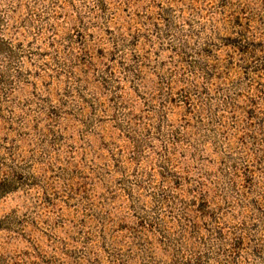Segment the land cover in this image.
Instances as JSON below:
<instances>
[{
	"label": "rangeland",
	"instance_id": "374dc122",
	"mask_svg": "<svg viewBox=\"0 0 264 264\" xmlns=\"http://www.w3.org/2000/svg\"><path fill=\"white\" fill-rule=\"evenodd\" d=\"M230 2L223 0V6L227 8ZM99 4L102 7L93 8L87 2L77 7L73 0H50L40 7V0H15L14 7L10 4L0 10V148L4 150L0 156L4 171V179H0V264H108V249L99 244V234L111 233L104 239L110 238L114 245L127 243L131 239L129 226L137 223L123 187L105 175L111 169L119 176L115 157L123 160L141 155L127 128L138 122L136 117L148 97L133 81L157 89L154 94H159L161 86L170 90L165 107L183 112L182 101L176 107L177 95L190 87L186 80L203 76L179 54L174 56L178 63L171 67L167 84L151 65L154 58L168 55L164 51L149 52L147 59L132 56L131 69L127 55L123 59L119 53L109 56L114 42L120 43L121 32L132 33L134 39L137 30L144 29L139 23L140 12L133 11L143 8L144 0H99ZM162 7L153 0V7L145 11L156 18ZM96 11L103 12L107 20L102 27L94 17L89 19ZM258 13L264 14V0L249 4L239 0V7L233 4L230 22L235 33L227 39L244 43L233 49L244 57V66L238 68L245 90L242 99L247 98L257 118L264 119V33L253 32L258 21L249 19ZM40 20L42 26L36 23ZM14 29L29 33V49H39L38 68L33 63L37 54L29 58L31 67L26 70L11 55L14 42L7 37ZM149 47L158 45H149L144 37L135 40L138 56L143 57ZM162 63L156 60L158 67ZM168 67L164 64L161 71ZM218 71L222 73L223 68ZM234 76L229 70L225 83ZM165 79H169L167 72ZM188 96L196 102L191 92ZM187 119H191L190 112ZM256 134L259 138V131ZM13 150L19 154L13 160L14 164L20 161L16 168H10L6 159ZM125 163L135 166L136 160ZM262 165L264 152L250 164L246 176L238 173L245 185L254 187L256 178L264 177ZM257 198L264 200V194L257 193ZM198 205L199 201L193 208ZM195 216L199 224L200 212ZM257 227L264 228V217ZM139 232L153 242L160 255L161 245L153 235L155 225L142 222ZM239 251L242 255L243 248ZM171 253L169 247L165 259L171 261Z\"/></svg>",
	"mask_w": 264,
	"mask_h": 264
},
{
	"label": "clouds",
	"instance_id": "9594fccd",
	"mask_svg": "<svg viewBox=\"0 0 264 264\" xmlns=\"http://www.w3.org/2000/svg\"><path fill=\"white\" fill-rule=\"evenodd\" d=\"M85 2L93 8L102 7L99 0H73L77 7ZM251 2L245 0V4ZM48 3L50 0H40V7H46ZM10 4L14 7L15 0H0V10L8 9ZM160 4L163 7L159 8L156 18L150 11H145L153 7V0H144L143 8L133 9L140 12L139 23L144 29L137 30L134 39L132 33L121 32L120 43L114 42V51L109 56L119 53L123 59L127 55L131 69L132 56L147 59L149 52L164 51L168 55L154 58L151 65L152 71L167 84L172 75L171 67L178 63L174 56L179 54L189 64L196 65L203 76L186 80L190 87L184 94L177 95L176 107L179 108L182 101L183 112H173L172 107H165L169 104L170 90L161 86L159 94H154L157 89L133 81V86L141 88L148 97L136 117L138 122L127 128L141 155H130L123 160L115 157L116 165H119L115 168L118 177L107 169V165L104 167L107 169L105 175L123 187L137 223L129 226L131 239L127 243L120 241L114 245L110 238L104 239L111 233H101L99 244L108 249V264H264V228L257 227L264 217V200L257 198V193L264 194V177H257L254 187H249L238 175L246 176L247 168L264 152V119L257 118L255 111L249 108L247 98L242 99L245 90L241 88L243 80L238 68L244 66V57L233 51L238 43L241 47L244 43L227 39L235 33L230 13L233 4L239 7V0H231L227 8L223 6V0H155V5ZM261 15L264 14L249 17L258 21L253 25V32L264 33ZM93 17L97 25L107 24L103 12H93L89 19ZM36 23L42 26L43 21ZM140 37L158 47H149L144 50L143 57L138 56L135 40ZM7 39L14 42L11 55L19 65L25 70L31 67L29 58L37 54L33 63L38 68L39 49H29V33L14 29ZM156 60L163 63L158 67ZM164 64L169 67L161 71ZM219 68H223L222 73ZM229 70L234 71L235 76L225 83L224 77L228 76ZM165 72L169 77L167 80ZM213 76L217 77L215 82ZM188 92L196 97L195 103ZM189 112L190 120L187 119ZM251 120L255 123H250ZM240 132L244 135H239ZM17 155L13 150L9 153L11 158L6 157L10 168L19 164V160L13 163ZM0 156H4L3 148H0ZM129 159L136 160L135 166L125 163ZM168 178L172 183H168ZM0 179H4L2 163ZM197 201L198 207L193 208ZM197 211L200 212L199 224L195 223ZM225 217H230V221ZM142 222L155 225L157 232L153 235L161 245L160 255L153 242L139 232ZM185 232H188L187 236ZM169 247L172 249L171 261L165 259ZM240 248H243L242 255Z\"/></svg>",
	"mask_w": 264,
	"mask_h": 264
}]
</instances>
